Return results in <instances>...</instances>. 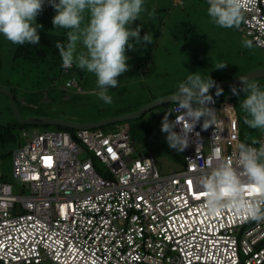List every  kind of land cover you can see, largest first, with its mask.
Wrapping results in <instances>:
<instances>
[{
    "label": "built area",
    "instance_id": "1",
    "mask_svg": "<svg viewBox=\"0 0 264 264\" xmlns=\"http://www.w3.org/2000/svg\"><path fill=\"white\" fill-rule=\"evenodd\" d=\"M248 2L239 30L264 40V0ZM69 87L82 90L75 77ZM211 96L217 127L197 123L182 168L170 174L159 172L152 151L137 152L127 123L108 132L24 129L12 155L18 185L0 171L1 262L264 264V221L205 206L202 171L234 161L244 141L232 95Z\"/></svg>",
    "mask_w": 264,
    "mask_h": 264
},
{
    "label": "rangeland",
    "instance_id": "2",
    "mask_svg": "<svg viewBox=\"0 0 264 264\" xmlns=\"http://www.w3.org/2000/svg\"><path fill=\"white\" fill-rule=\"evenodd\" d=\"M206 0H145V11L132 23V27L141 25L140 35L152 33L153 41L146 46L137 45L126 48L129 57L128 70L120 74L118 86L110 88L112 104H104L95 95L97 90L95 76L76 67L74 72L79 87L64 88L66 80L55 84L36 72L26 74L12 65L14 44L0 35V87L17 92V105L20 114L32 116H50L77 122H92L109 116H115L139 109L152 100L175 90L177 83L190 72L198 71L210 77L214 82L233 78L251 70L264 67V49L255 43L252 48L242 45L244 38L252 39L239 26L221 28L215 25L207 15ZM54 8L47 3L36 17L42 29L54 32H66L52 24ZM220 63H226L222 68ZM255 80L264 85V75ZM239 84L236 86L239 87ZM16 87V88H15ZM232 86L224 87L222 93L231 94L240 120V134L245 142L260 139L261 132L249 128L243 123L239 101L243 99L231 91ZM216 91V89L212 90ZM12 92V91H11ZM13 93V92H12ZM169 103L159 104L147 109L142 115L101 126L105 131H113L128 124L135 135L137 152L152 151L161 174H170L182 168L183 152L177 153L169 148L165 133L161 132V119ZM174 114H170L172 119ZM18 120L13 111L10 95L0 91V125ZM26 130H56L54 124H28ZM23 131V130H22ZM21 130L16 131L17 140L0 141L1 179L18 185L12 167L13 150L24 143L26 137ZM102 171L103 167L96 162Z\"/></svg>",
    "mask_w": 264,
    "mask_h": 264
},
{
    "label": "clouds",
    "instance_id": "3",
    "mask_svg": "<svg viewBox=\"0 0 264 264\" xmlns=\"http://www.w3.org/2000/svg\"><path fill=\"white\" fill-rule=\"evenodd\" d=\"M44 3L45 0H0V35L16 45L39 44L43 26L36 17ZM47 3L55 10L54 28L66 30V39L55 43L62 66H75L93 74L95 95L104 104H112L110 88L118 86L120 74L130 67L126 48L146 46L153 41L150 31L141 36V25L132 27L145 11V0H47ZM206 3L207 15L221 28L239 26L249 7L248 0H206ZM261 30L264 31V25ZM254 41L257 46H264V40L256 38H244L242 45L252 48ZM225 65L220 63L217 67ZM239 79V87L233 85L231 91L238 97L241 91L244 93L239 101L243 123L264 134V85L245 76ZM213 84L209 73L205 76L198 71L190 72L168 95L173 106L165 108L160 128L168 147L177 153L189 145L190 133L197 123L202 129L217 127L218 111L209 106L212 101L209 88ZM220 92L222 89L217 87L216 93ZM170 114L174 118L170 119ZM200 182L210 213L230 207L248 219L264 221V139L239 142L235 160L221 159L203 170ZM246 193L254 194V198H247Z\"/></svg>",
    "mask_w": 264,
    "mask_h": 264
},
{
    "label": "trees",
    "instance_id": "4",
    "mask_svg": "<svg viewBox=\"0 0 264 264\" xmlns=\"http://www.w3.org/2000/svg\"><path fill=\"white\" fill-rule=\"evenodd\" d=\"M65 39V32H54L41 28L39 44H14V48L12 49L13 67L26 74H32L33 72H36V75H38L40 78H46L54 84L56 82H60V80H67L68 78L75 77L74 72H76V67H63L61 64V59L58 50L55 47V43L57 40L63 42ZM11 91L14 94L16 103H18L17 92H14L12 88ZM209 93L216 94L218 97L222 95V93L217 94L216 91H209ZM26 125L28 124H23L18 120H15L12 123L0 125V141L4 142L17 140L16 131L24 130L26 128ZM55 126L57 129H69L73 131V129L66 126ZM130 135L135 144L137 142L135 135L131 131ZM0 264L4 263L0 260Z\"/></svg>",
    "mask_w": 264,
    "mask_h": 264
},
{
    "label": "water",
    "instance_id": "5",
    "mask_svg": "<svg viewBox=\"0 0 264 264\" xmlns=\"http://www.w3.org/2000/svg\"><path fill=\"white\" fill-rule=\"evenodd\" d=\"M262 75H264V67L251 70L247 73L235 76L233 78L214 82V84L209 88V91L217 89V87L224 88V87L239 84L240 83L239 76H245V78H247L249 80V79H252V78H255L258 76H262ZM0 91L7 92L10 95L11 105H12L13 111L15 112L19 122H21L23 124H34V125L35 124H54V125L66 126L69 128L101 127V126H104V125L109 124V123L135 118V117L142 115L150 107H154V106L159 105V104L169 103L168 101H169L170 97H168V95L171 94L170 93V94L164 95L162 97L156 98V99L152 100L151 102L144 104L143 106H141L139 109H137L135 111H131V112L115 115V116H109V117L103 118L101 120L92 121V122H77V121H71V120L56 118V117H50V116H46V115L39 116V117H36V116L30 117L29 116V118H25L20 114L18 105L15 101L14 94L11 92V90H9L8 88L0 87Z\"/></svg>",
    "mask_w": 264,
    "mask_h": 264
},
{
    "label": "snow or ice",
    "instance_id": "6",
    "mask_svg": "<svg viewBox=\"0 0 264 264\" xmlns=\"http://www.w3.org/2000/svg\"><path fill=\"white\" fill-rule=\"evenodd\" d=\"M45 159H49V158H45ZM202 195H203V193H202Z\"/></svg>",
    "mask_w": 264,
    "mask_h": 264
}]
</instances>
